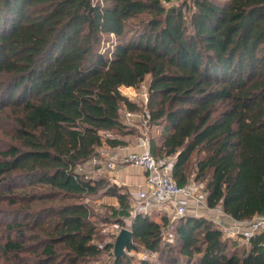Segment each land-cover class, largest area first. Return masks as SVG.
<instances>
[{
  "label": "trees",
  "instance_id": "trees-1",
  "mask_svg": "<svg viewBox=\"0 0 264 264\" xmlns=\"http://www.w3.org/2000/svg\"><path fill=\"white\" fill-rule=\"evenodd\" d=\"M147 76L150 150L177 184L236 221L264 212V0H0V264H131L138 244L157 255L139 264H264L262 234L204 216L138 213L119 258L101 244L86 198L117 197L118 221L132 202L82 166L136 134L120 87Z\"/></svg>",
  "mask_w": 264,
  "mask_h": 264
},
{
  "label": "built area",
  "instance_id": "built-area-1",
  "mask_svg": "<svg viewBox=\"0 0 264 264\" xmlns=\"http://www.w3.org/2000/svg\"><path fill=\"white\" fill-rule=\"evenodd\" d=\"M142 85L144 88L140 91L131 86H121L120 91L128 99L133 101H135L134 99L137 96H141L144 101V110H125L124 118L128 123L135 122V119L139 118L146 126L149 124V112L146 108L148 102V86L144 82ZM138 145L140 150L130 152L124 157L126 162L141 167L145 171L146 177L144 185L136 191L142 208L139 210L134 208L132 214L135 212L148 215L155 208L160 210L170 209L173 216L179 218L188 214V208L191 207V202H195V205L199 208L207 207L205 199L196 195L198 184L193 183L184 187H180L177 184L172 175L174 160L162 161L155 158L150 150L149 136H140ZM101 161L97 158L94 159L95 164H101ZM104 163L105 168L112 169L114 160H106ZM193 199L194 201H192ZM220 227L224 234L231 239L243 237L248 240L255 234L260 233L263 235L262 245L264 247V212L250 220H233L230 223L221 222ZM168 228L166 227L165 230H168Z\"/></svg>",
  "mask_w": 264,
  "mask_h": 264
},
{
  "label": "crops",
  "instance_id": "crops-1",
  "mask_svg": "<svg viewBox=\"0 0 264 264\" xmlns=\"http://www.w3.org/2000/svg\"><path fill=\"white\" fill-rule=\"evenodd\" d=\"M135 123L138 124L137 126L138 128L142 127L141 126L142 123L139 118L135 119ZM120 138L126 141L125 145L111 147L106 143H104L99 148V158H97L102 160L101 164H95L93 159L87 162L86 164H84L82 166V170L87 172L93 178H99L100 176L107 177L108 180L111 181L113 184L124 187L128 190L137 191V189L142 187L145 183V178H146L145 171L141 167H137L135 165L126 162L124 160V157L130 152L140 150V147L138 145L140 135H138V133L133 135L129 134V135L120 136ZM111 159L114 160L113 168L112 169L105 168L104 162L106 160H111ZM193 183L198 184L196 195L203 197V199H205L206 202V197L204 196L205 194L202 193V189H201L203 187V183L192 181L188 185ZM192 201H194V199ZM101 202L115 207H118L119 205L118 198L110 195H104L101 199ZM190 206L191 207L188 208V214L196 216L201 211L205 212L203 208H199L197 205H195V202H191ZM207 208L209 210L208 212L211 217L210 219L219 225L222 221H224L225 223H230L234 220L233 218L226 215L220 206L215 208H210L207 206ZM148 215L151 216V218L156 222H163L164 220H172V217H174L170 209L160 210L155 208L152 209Z\"/></svg>",
  "mask_w": 264,
  "mask_h": 264
},
{
  "label": "rangeland",
  "instance_id": "rangeland-1",
  "mask_svg": "<svg viewBox=\"0 0 264 264\" xmlns=\"http://www.w3.org/2000/svg\"><path fill=\"white\" fill-rule=\"evenodd\" d=\"M216 1H218L219 3L223 2V0H216ZM113 42H116V37L114 35L105 36L104 42L102 43V51H104L107 48H112L111 46H112ZM148 81H149V76H147L146 79L144 80L145 85H148ZM143 88L144 87L142 85V86L138 87L137 90L140 91ZM134 100L139 104V107H140L139 109L144 110V104H143L144 101L142 100L141 96L140 95L137 96L136 99H134ZM141 123H142V125H141L142 127H139V128L137 127L138 124L135 122H130L128 124L130 126H132L133 128H135L137 130L136 133H138V135H140V136L147 135V136H149V138H152L158 134L159 128L157 125H153V124L149 123L148 125L145 126L143 122H141ZM195 157H196V155L193 157V160L195 159ZM167 160H174V156L169 157V159H167ZM99 178H103V177L100 176ZM104 178H107V177H104ZM118 187H121V186H118ZM201 189H202V193L205 194L204 186ZM123 191L127 192L129 194L133 209L137 208L139 210L140 208H142V204L139 201V199L137 198L136 190H128V189L124 188ZM102 197H103L102 193L99 192L97 194L91 195L88 198H86V201L93 208V211L95 213L93 220L97 224L98 231H99V240L101 241V244L109 242V241H112L114 244L116 236L118 235L120 230L123 227L130 228L132 225L133 218L138 213L134 212L130 218H124L123 217L122 221H118V218L116 217V215H113V213L110 209V206L112 207V205L102 203L101 202ZM203 209L205 210V212L201 211L196 216L197 217L204 216V217L210 219L211 217L209 215L208 208L205 206ZM187 215L189 216L191 214H187ZM176 220H177V218L172 217V220H169L170 221L169 223L173 224ZM222 222H224V221H222ZM217 225H219V224H217ZM172 227H173V225H170L168 230H165V229L163 230V240L164 241L173 240V238H174L173 237V235H174L173 230L174 229ZM232 240H237L239 242V244H243V243L247 242V240L244 239L243 237H239L238 239H232ZM172 242H175V240H173ZM137 246H138V248H137L138 250L132 251L128 255L132 259L131 264H139V262L142 258L155 259L157 257L156 254H154V253L151 254V253L147 252V250H145L141 244H138ZM109 260H110V255L108 256L107 254H104L101 261H100V264H104L106 261L109 262Z\"/></svg>",
  "mask_w": 264,
  "mask_h": 264
},
{
  "label": "water",
  "instance_id": "water-1",
  "mask_svg": "<svg viewBox=\"0 0 264 264\" xmlns=\"http://www.w3.org/2000/svg\"><path fill=\"white\" fill-rule=\"evenodd\" d=\"M134 231L131 228L123 227L114 242L113 253L119 258L126 250L127 245L133 242Z\"/></svg>",
  "mask_w": 264,
  "mask_h": 264
}]
</instances>
